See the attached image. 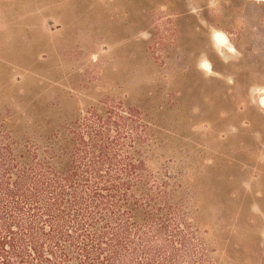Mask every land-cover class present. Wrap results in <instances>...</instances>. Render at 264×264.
<instances>
[{
  "label": "rangeland",
  "instance_id": "374dc122",
  "mask_svg": "<svg viewBox=\"0 0 264 264\" xmlns=\"http://www.w3.org/2000/svg\"><path fill=\"white\" fill-rule=\"evenodd\" d=\"M262 92L264 0H0V264H264Z\"/></svg>",
  "mask_w": 264,
  "mask_h": 264
},
{
  "label": "trees",
  "instance_id": "16d2710c",
  "mask_svg": "<svg viewBox=\"0 0 264 264\" xmlns=\"http://www.w3.org/2000/svg\"><path fill=\"white\" fill-rule=\"evenodd\" d=\"M93 194H96V191H93V193H92V195ZM32 195V197L30 198V197H25V201L26 202H29V203H31L30 205H28L30 208H29V211H30V213H31V215L33 216H31L32 217V222H31V226L32 225H36V226H38V225H41V223H42V219H43V217L44 216H46V218H49L50 219V222L49 223H51V226H52V228H54L53 230L55 231V229H56V231H61V229L65 226L64 225V220L62 219V217H60V216H58V217H56V219H51V217H49L48 215H45L43 212H50L49 211V209H48V205H46V204H43V203H40V201H41V199L39 198V195H37V193L35 192V193H32L31 194ZM47 206V207H46ZM50 208V207H49ZM35 214V215H34ZM85 223V222H84ZM78 227H80V225H76V231L78 232V233H81V232H85V230L84 229H77ZM81 227H83V224L81 225ZM23 230V229H22ZM39 230V229H38ZM26 231V230H25ZM31 231V230H30ZM8 232H11L10 231V229H9V231ZM31 233V232H30ZM90 237H93V236H90ZM88 238V237H87ZM93 238H95V243L97 242V243H99L100 242V240H102V237H100V235H96V236H94ZM30 240H33L32 239V236L30 235V238H29ZM54 239H56V238H54ZM6 239L5 238H2V240H1V242H0V247H3L4 246V244H5V241ZM32 242V241H31ZM100 244V243H99ZM12 250L14 251V249L12 248ZM88 248L86 247V245H83V247L82 248H80L79 249V251L81 252V253H84V254H86V256H87V253H88ZM99 250V249H98ZM97 250H95V252H96ZM1 252H4V250H3V248L1 249ZM32 253L34 254V256H36V258H37V260H40V259H42L43 257H42V253H41V251L39 250V247H38V249H34V251H32ZM15 255H14V258L15 259H21L20 258V256H17L16 255V253H14ZM96 256H98L99 255V252H96V254H95ZM65 255H63V257H64ZM6 257H4V261H6L7 263H9V261H8V259H5ZM3 259V258H2ZM36 259H35V261H37ZM31 261H32V259H31Z\"/></svg>",
  "mask_w": 264,
  "mask_h": 264
},
{
  "label": "clouds",
  "instance_id": "9594fccd",
  "mask_svg": "<svg viewBox=\"0 0 264 264\" xmlns=\"http://www.w3.org/2000/svg\"><path fill=\"white\" fill-rule=\"evenodd\" d=\"M210 7L215 9L216 5L214 3L210 4ZM193 14H198V9H192ZM231 38L228 34L223 32H218L216 30H211L210 41L211 46L214 49V53L218 56V58L223 63H228L230 58H234L238 55L235 51L234 47L230 42ZM227 52L228 56L225 55ZM197 68L201 71L205 76L212 75V64L211 61L207 58L206 53L201 54L199 61L197 63ZM264 95V92L261 93Z\"/></svg>",
  "mask_w": 264,
  "mask_h": 264
}]
</instances>
